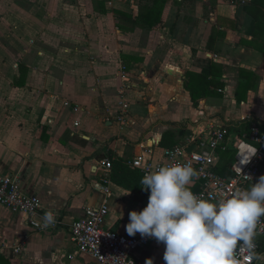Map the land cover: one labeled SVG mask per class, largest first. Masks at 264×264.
<instances>
[{"label": "crops", "instance_id": "obj_1", "mask_svg": "<svg viewBox=\"0 0 264 264\" xmlns=\"http://www.w3.org/2000/svg\"><path fill=\"white\" fill-rule=\"evenodd\" d=\"M249 6L0 0V176L17 179L39 198L41 214L64 223L35 232L25 215L0 206V264H97L78 254L70 225L106 205L104 228L131 237L129 213L149 197L142 202L111 182L102 161L126 164L152 142L158 160L199 131L226 130L234 143L250 123L264 127V53L244 43L255 31ZM150 12L152 24L160 20L153 28L143 21ZM190 74L224 88L206 94ZM170 132L175 145L161 147ZM164 252L153 241L135 259L165 264Z\"/></svg>", "mask_w": 264, "mask_h": 264}, {"label": "built area", "instance_id": "obj_2", "mask_svg": "<svg viewBox=\"0 0 264 264\" xmlns=\"http://www.w3.org/2000/svg\"><path fill=\"white\" fill-rule=\"evenodd\" d=\"M249 126V131L242 133L234 143H231L226 130L199 131L183 138L174 148L163 149L161 159L158 160L153 149L156 143L152 142V146L128 161L126 165L140 171L144 176L160 166L191 162L197 175L189 188L194 194L215 202L222 195L230 196L236 189L250 188L264 175L263 125L259 121H254ZM191 146L195 148L188 152ZM230 149L235 152L230 167L232 176L223 177L216 171L221 161L220 151ZM101 166L107 171L112 168L108 160L102 161ZM0 206L25 215L35 232L58 231L64 225L55 213V223L45 226L39 198L35 195H26L18 180L12 177L0 176ZM146 206L147 204L143 209ZM108 212L106 205L88 207L84 211V217L70 225L69 233L78 254L92 257L97 264H142L136 261V252L156 239L141 237L139 233L126 237L106 230L104 223ZM253 242L255 256L252 258H246L247 249H241L238 244L237 256L242 260V264H264V216L256 226ZM19 251L17 249V252Z\"/></svg>", "mask_w": 264, "mask_h": 264}, {"label": "clouds", "instance_id": "obj_3", "mask_svg": "<svg viewBox=\"0 0 264 264\" xmlns=\"http://www.w3.org/2000/svg\"><path fill=\"white\" fill-rule=\"evenodd\" d=\"M196 175L191 162L146 173L140 183L150 191L148 203L142 211L129 213L127 234L163 243L165 264H242L238 244L247 249L246 258L254 257L255 229L264 216V175L250 188L236 189L215 202L191 191ZM43 221L45 226L54 224L55 213L46 212Z\"/></svg>", "mask_w": 264, "mask_h": 264}, {"label": "trees", "instance_id": "obj_4", "mask_svg": "<svg viewBox=\"0 0 264 264\" xmlns=\"http://www.w3.org/2000/svg\"><path fill=\"white\" fill-rule=\"evenodd\" d=\"M247 13L254 21L255 31L252 41H244V43L247 46L264 53V0H250V6L248 7ZM150 15L151 12L143 17V21H145L146 25L150 28L159 25L160 20L155 21L152 24L149 20L151 17ZM189 77L193 80L194 84L196 83L199 87L203 88L206 94L211 93L209 91L211 87L218 89L224 88L222 83L210 80L209 76L206 75L196 76V78H194L195 76L190 74ZM237 99L238 102L242 101L239 95L237 96ZM160 144L163 148L173 147L175 145V134L171 132L166 133ZM234 156L235 153L233 151H220L221 161L216 170L219 175L223 177L232 176L230 167L234 160ZM142 178L143 176L139 171L127 166L124 162H115L112 164L110 181L133 193L137 200L145 202L150 193H148V191L143 192V185L140 183Z\"/></svg>", "mask_w": 264, "mask_h": 264}, {"label": "water", "instance_id": "obj_5", "mask_svg": "<svg viewBox=\"0 0 264 264\" xmlns=\"http://www.w3.org/2000/svg\"><path fill=\"white\" fill-rule=\"evenodd\" d=\"M194 148H195V146H191L190 149L188 150V152H191Z\"/></svg>", "mask_w": 264, "mask_h": 264}]
</instances>
